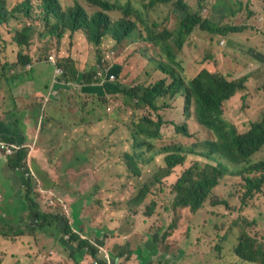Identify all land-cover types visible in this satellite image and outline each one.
I'll return each mask as SVG.
<instances>
[{
    "label": "rangeland",
    "instance_id": "1",
    "mask_svg": "<svg viewBox=\"0 0 264 264\" xmlns=\"http://www.w3.org/2000/svg\"><path fill=\"white\" fill-rule=\"evenodd\" d=\"M182 1L188 4L192 13H199L215 23L245 27L242 32L230 34L226 38L196 29L185 39L183 34H178L179 22L183 16L175 11L173 4L149 6L151 0H144L138 7L144 11L149 26L157 23V27L153 28L157 33L174 31L169 45L176 61L181 64V69L177 68L176 71L185 80H192L197 76L201 61L204 66L219 70L221 76L228 80L247 75L246 89L224 104L222 116L239 133H245L253 122L264 117V0ZM14 2L15 0H8L9 4ZM59 3L62 11L76 3L81 4L89 15L100 10L85 0H60ZM32 4L36 7L38 2L32 1ZM109 15L113 21L122 16L119 11L110 12ZM32 18L39 23L32 26V31H35L31 38V45L35 47L32 52L38 58L33 64V72L39 73L43 69L46 71L44 79H54L55 68L51 62L54 56L48 54L49 48L46 45L51 43L58 50L69 47L72 41L64 42L63 36L70 32L61 29L58 19L52 20L48 26L44 24L39 11L33 13ZM131 20L135 21V17ZM57 24L59 27L56 34L51 36L48 29H54ZM135 25L136 32L125 34L121 42L115 41L112 36H106L101 48L90 45L86 61L91 65V60L95 57L103 58L102 62L106 61L103 69L108 74L115 65L122 64L123 70L119 75L121 82L116 75L111 82L121 83L124 88L134 92H138L141 86L153 85L162 79L171 83V77L160 68L162 64L170 63L167 54L160 47L145 43L140 38V33L146 35L145 26L139 23ZM42 31L48 34V43L40 41L38 32ZM14 33H8V36L13 39ZM212 55L213 59H208ZM2 68L0 61V71ZM22 75L21 78L14 77L16 73L12 71L8 74V80L14 93L24 91L20 95L25 99L18 98L19 105L11 113L17 115L21 123L29 167L32 169L33 165L30 175L33 190L30 199L36 203L34 208L43 213L62 214L74 232L80 230L92 242L97 238L95 244L108 264H251L235 256L234 248L243 232L264 245V195L254 200L257 203L253 213L255 216L248 213L241 205L238 177L228 175L213 191L223 203L220 209H203L198 214H193L189 208H177L179 214L167 211L165 225L159 233L162 224L160 220H154L157 215L163 216L164 207H173V186L185 169L195 162L193 156L187 155L184 167L173 170L172 175L163 179L162 183L158 182L149 189L151 193L139 211L144 212L147 204L155 202L150 220L140 215L136 220L126 221L131 218L133 211L131 201L140 188L152 183L161 163L153 161L140 168L142 175L139 178L129 176L126 160L121 157L124 149L130 148V143L126 142L130 138L126 123L145 115H151L157 122L160 115L166 122L161 128L162 136L154 140L156 146L160 148L177 141L174 124L187 125L188 132H194L192 138L187 137L183 141L191 146L196 143L198 135L207 132L203 127L198 129L184 120L183 96L174 98L167 112L162 111L164 107L159 112H149L146 107L135 109L125 92L100 94L93 91L88 92L93 97L85 98V91L80 90L79 96L75 94L68 97L65 93L66 106L36 94V89L42 85L27 72ZM95 75L97 81L92 87L98 89L103 84L97 71ZM51 87L52 93H55L56 87ZM68 89L74 88L68 86L66 90ZM1 112L4 113L2 107ZM50 113L61 119H54ZM0 119L12 128L15 127V119L2 115ZM92 122L97 123L87 127ZM116 125L113 140L107 142L105 137ZM8 145L0 137V178L4 174L5 177L11 176L13 180L0 182V217L6 220V225L3 223L2 226L13 238L0 237V264H6V254L9 252L10 255L13 254V259L8 264H92L86 251H77L75 245L66 241L67 248L54 243L52 236L45 237L43 230L36 229L38 224L34 215H29L26 211L28 198L25 200L22 193L8 198L7 191L11 190L12 185L21 184L22 191L28 179L26 175L21 177L9 172L7 159L11 154ZM77 154L80 155L75 159ZM82 156L85 160L76 161ZM261 158H264V149L253 159L259 161ZM37 165L40 172L34 168ZM71 190H76L77 193L71 194ZM169 225L177 228L169 230ZM106 226L113 229V232H109ZM206 226H211L208 231L204 229ZM59 227H62V223ZM170 231L172 236L168 237ZM162 234L165 237L163 240Z\"/></svg>",
    "mask_w": 264,
    "mask_h": 264
},
{
    "label": "trees",
    "instance_id": "2",
    "mask_svg": "<svg viewBox=\"0 0 264 264\" xmlns=\"http://www.w3.org/2000/svg\"><path fill=\"white\" fill-rule=\"evenodd\" d=\"M32 1L35 0H15L10 5L8 0H0V61L3 66L2 71H0V107L4 108L5 113L1 112L0 115L11 120L15 119L13 120L15 121V127L13 128L0 119V137L12 145L13 148V153L7 159L9 172L19 174L21 177L24 175L28 177L22 191H20L21 184L12 185L11 190L7 191V196L12 198L22 193L25 200L28 198L26 211L29 215H34L38 224L36 228L38 231L43 230L46 236H58L61 233L67 237L68 243L75 245L77 251H86L91 257L92 264H108L100 253L99 247L95 244L98 241L97 238L92 242L85 238L80 230L74 232L65 216L38 211L39 209L34 208L36 203H33V200L30 199L33 190L32 176H30L33 172V165L31 169L27 150L24 146L21 123L17 115L11 113V110L19 105L18 98L25 99L20 95L24 91L19 92V94L14 93L13 86L8 80V74L13 71L16 73L14 77L19 78L23 77L22 74L25 72L34 78H43L44 76L33 72V64L36 63L38 58L37 54L32 52V49L35 48L31 45V38L35 32L32 31V26L39 23L32 16L33 13H37V10L41 11L40 18L46 25L50 23V19L57 18L63 31H70L71 33L84 32L75 37L70 34L67 36L62 35L64 42L72 41L69 47L62 50H57L53 44L48 43L49 36L47 33L44 31L38 32L40 41L48 43L46 45L49 48L48 54L55 53L57 55L58 66L63 69L64 73L57 78V81L54 80L55 82L42 80L43 86L36 89V94L64 103L66 97L60 88H68L69 83H72L78 86L76 91L78 96L81 94L80 90H84L85 95L87 92L93 91H98L100 94L125 92L129 96L130 102H133L135 109L146 107L150 110L149 112H159L163 107L165 109L162 111L167 112L168 106L171 105L174 98L183 96L187 112L192 114L190 110L192 105L197 122L207 132V134L198 135L195 144L187 146L183 142L186 136H189L187 127L174 124V135L178 137L177 141L158 148L154 140L162 136L161 128L166 122L163 117L158 115V121L156 122L151 115H145L141 119H132L126 123L130 131V138L126 142L130 143V148H125L121 157L126 160V169L129 176L139 178L142 175L140 168L153 161L161 162L152 183L140 188L138 194L131 201L130 206L133 211H131V218L126 220L127 222L136 220L140 215L150 220L156 206L155 202L147 204L144 212L139 211L146 204L147 197L151 193L149 189L155 187L158 182L162 183L163 179L172 175L173 170L184 167L187 155L193 156L195 162L185 169L173 186L175 194L173 207L169 209L164 207L163 216L157 215L154 220V222L160 220L162 224L159 233L165 225L164 220L168 216L167 211H174L179 214V210L176 211L177 208H189L193 214L197 213L204 207L205 200L211 198L214 189L228 175L238 177L241 205L246 208L248 213L254 215L257 204L254 200L264 195V193H261L264 189V158L259 161L253 159L264 148V117L253 122L250 129L245 133H239L234 126L227 125L228 123L226 124L222 119L224 104L233 99L237 93L246 89L247 75L228 80L227 77L221 76L219 70L206 67L207 65L204 66L203 61H201L197 76L192 80H185L176 71L177 68L181 69V64L176 61V56L169 45V40L174 31L165 30L157 33L153 30L157 27V23L149 26L144 11L138 9L144 3V0H85L89 5L100 9L94 15L85 12L79 3L62 11L59 0H38L41 3H38L36 7L33 6ZM169 3L173 4L175 11L183 16L179 22L180 30L178 34L179 36L183 34L185 39L196 29L222 38L242 32L245 29L242 25L218 24L210 19L203 18L199 13H192L188 4L182 0H151L149 6ZM116 11L121 12L122 16L113 21L109 13ZM133 17H135V21L131 20ZM34 18L36 17L34 16ZM135 23L145 26L146 35L140 33V38L145 43L160 47L162 52L167 54L170 63L162 64L160 68L166 75L171 77L172 82L168 84L166 79H162L153 85L141 86L138 92L124 88L121 83L116 81L105 82L98 89L93 88L92 86L97 81L95 80V73L97 70L106 67V61L102 62L103 58L95 57L89 65L86 56L90 45L93 44L98 49L101 48L103 39L106 36H112L115 41L121 42L124 38L122 36L136 32ZM58 27L57 24L54 29H48L49 34L54 36ZM11 32H15L13 39L8 36V33ZM82 51L83 53H80ZM212 57L213 55L208 59ZM122 70L123 65L118 64L114 66L110 74L116 75L119 80ZM61 82H65V84L62 85ZM52 85L56 87L55 93H52ZM47 98L46 102H48ZM64 104H67V99ZM50 114L56 120L61 119L56 114ZM96 123H88L87 127ZM117 126L105 137L107 142L113 140L116 134L114 129H117ZM80 154H77L75 159ZM83 160H85L84 156L76 161ZM34 168L40 172L38 165ZM40 179L46 182L44 179ZM5 180L12 181L11 176L7 175L5 177L3 174L0 182ZM0 187H2L1 184ZM70 193L76 194L77 191L71 190ZM220 201V198L212 197L213 206L222 204L219 203ZM74 216L77 217V215ZM3 223L6 225V220L0 217V237L13 239L5 232L2 226ZM61 223L62 227L60 228ZM172 228H177V226L169 225L168 229ZM106 229L113 232V229L107 226ZM161 236L163 240L165 238L164 234ZM171 236L172 231H170L168 237ZM234 254L242 261L251 264L255 262L264 264V245L247 232H243L239 237L238 244L234 248Z\"/></svg>",
    "mask_w": 264,
    "mask_h": 264
},
{
    "label": "clouds",
    "instance_id": "3",
    "mask_svg": "<svg viewBox=\"0 0 264 264\" xmlns=\"http://www.w3.org/2000/svg\"><path fill=\"white\" fill-rule=\"evenodd\" d=\"M35 2H38V3H41L40 1H38V0H35ZM59 2H60V0H59ZM60 4V3H59ZM39 10H37V12H38ZM64 11V10H63ZM40 13H41V11H39ZM55 19H57V18H55ZM52 20H54V19H50V23H47V25H50L51 24V21ZM55 32H56V30H55ZM70 32V31H69ZM84 31H77V32H74V33H71L70 32V35H73L74 37L76 36V35H78V33H83ZM14 35H15V33H14ZM13 35V36H14ZM72 43V42H71ZM70 43V44H71ZM56 48V47H55ZM65 48H67V47H62L60 50H62V49H65ZM57 49V48H56ZM58 50V49H57ZM51 55H53L54 56V58H51V62L53 63V66H54V68H55V76H54V79H53V81L54 80H56L57 81V78L58 77H61L62 75H63V73H64V71H63V69L61 68V67H59L58 66V59H57V55L55 54V53H52ZM95 79H96V75H95ZM99 80H101V79H99ZM102 81V80H101ZM55 82V81H54ZM63 83H65V82H63ZM102 83V82H101ZM105 83V82H104ZM104 83H102V84H104ZM62 85H64V84H62ZM69 86H72V88H74V89H68V90H66V94H67V96L68 97H72L73 95H75V94H77V90H78V86L76 85V86H73L72 85V83H69ZM89 97H93V96H91V95H89V93L87 92L86 93V95H85V98H89ZM66 106H67V104H66ZM183 107H184V120L186 121V122H188V124L190 125V126H192V125H194V126H196L198 129L199 128H202L200 125H199V123L197 122V119H196V116H195V111L192 109V105L190 106V110L192 111V114H189L188 112H187V109H186V104H185V101H184V104H183ZM191 119H193V121H191ZM258 121V120H257ZM225 122V121H224ZM226 123V122H225ZM227 124V123H226ZM227 125H229V124H227ZM177 126H179V125H177ZM180 126H186L187 127V125H180ZM229 126H232V125H229ZM251 127V126H250ZM188 129V128H187ZM250 129V128H249ZM194 136V132L191 134V132L189 133V136L188 137H193ZM186 138H187V136H186ZM264 149V148H263ZM218 187V186H217ZM215 190V189H214ZM261 193H264V189H263V191L261 192ZM260 193V194H261ZM256 195H258V194H256ZM212 197H217V198H219L215 193L211 196V198L208 200V199H206L205 200V204H204V207L202 208V209H200V210H203V209H208V208H211L212 210H218V209H220L222 206H223V203H222V201H220L219 203H222V204H219V205H215V206H213L212 205ZM179 210H184V208H182V209H179ZM200 210L197 212V213H195V214H198L199 212H200ZM37 224V223H36ZM204 229L206 230V231H208L209 229H210V227H208V226H206V227H204ZM103 256V255H102ZM15 263H17V261H15ZM108 263V262H107Z\"/></svg>",
    "mask_w": 264,
    "mask_h": 264
},
{
    "label": "crops",
    "instance_id": "4",
    "mask_svg": "<svg viewBox=\"0 0 264 264\" xmlns=\"http://www.w3.org/2000/svg\"><path fill=\"white\" fill-rule=\"evenodd\" d=\"M39 74H41V75H46V71H44L43 69L41 70V71H39ZM44 76H43V78H40V77H32L33 79H36L37 81H38V83L40 84V85H42L43 86V83H41V81L42 80H45V81H48V80H51V81H53V79H51V78H49V79H44ZM42 86H39V87H42ZM59 86V85H58ZM59 88H60V86H59ZM61 89V91L64 93V95H65V90H66V88L64 89L63 87H61L60 88ZM1 121H3V120H1ZM24 145H25V142H24ZM13 181V180H12ZM14 185H16V184H14ZM13 185V186H14ZM42 234H44L45 235V233L44 232H42ZM45 237H46V235H45ZM52 240H53V242L54 243H58V244H61V245H63L64 247H68L67 246V244H66V242H67V239L62 235V234H60V235H58V236H52ZM66 241V242H65ZM78 255H79V252H76ZM54 254V253H53ZM3 256V255H2ZM13 257V254L12 255H10V252L7 254V259L5 260L6 261V264H8L9 262H10V259H13L12 258ZM4 261V262H5ZM18 262V261H17Z\"/></svg>",
    "mask_w": 264,
    "mask_h": 264
},
{
    "label": "built area",
    "instance_id": "5",
    "mask_svg": "<svg viewBox=\"0 0 264 264\" xmlns=\"http://www.w3.org/2000/svg\"><path fill=\"white\" fill-rule=\"evenodd\" d=\"M97 74L101 77L102 83L111 82V80H113L115 78V76L113 74L105 73V69H103V68L97 70ZM7 148L9 150V153L12 154L13 153L12 145L9 144Z\"/></svg>",
    "mask_w": 264,
    "mask_h": 264
}]
</instances>
